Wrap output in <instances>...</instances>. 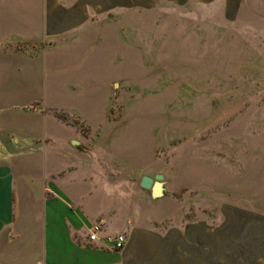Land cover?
Returning a JSON list of instances; mask_svg holds the SVG:
<instances>
[{
	"label": "rangeland",
	"instance_id": "obj_1",
	"mask_svg": "<svg viewBox=\"0 0 264 264\" xmlns=\"http://www.w3.org/2000/svg\"><path fill=\"white\" fill-rule=\"evenodd\" d=\"M94 23H105V33L85 31L78 41L105 38L88 47L73 41L57 49L52 38L0 44V56L22 57L39 83L89 94L55 97L50 89L20 118L46 117L61 170L77 152L97 160L78 161L79 171L98 169L105 151V206L119 205L132 226L215 225L221 207L264 216V0H248L232 22L220 0H157L151 10H119ZM5 69L2 62L0 80ZM4 103L0 115L8 113ZM155 175L164 195L153 200L139 183ZM103 179L78 174L89 190ZM25 252L14 244L0 264H35Z\"/></svg>",
	"mask_w": 264,
	"mask_h": 264
},
{
	"label": "crops",
	"instance_id": "obj_2",
	"mask_svg": "<svg viewBox=\"0 0 264 264\" xmlns=\"http://www.w3.org/2000/svg\"><path fill=\"white\" fill-rule=\"evenodd\" d=\"M156 1L0 0V44L14 48L52 38L57 49L68 42L74 45L73 41L88 47L105 38V23H94L95 19L119 10H151ZM167 1L186 4L191 0ZM220 1L223 15L232 22L248 0ZM85 31L103 33L89 42L78 41ZM21 58L0 56V64L10 65L0 80V102L7 104L8 112L0 115V255L17 244L26 250L23 254L34 257L35 264H264L262 215L221 207L215 225L195 220L164 231L132 226L117 211L119 205L113 210L105 206V151L98 169L79 171L78 161L97 160L77 152L71 158L74 165L61 170L62 156L47 144L46 117L33 113L32 123L20 118L27 114L26 107L40 101L50 89L55 97L88 93L76 94L69 84L62 87V82L39 83L38 73L31 74L29 64ZM90 95L96 92L90 91ZM44 109V105L38 106L36 112ZM76 149L80 150L79 144ZM79 173L103 180L89 190L87 182L78 180ZM67 176L71 178L63 180ZM95 225L101 226L100 239L92 243L88 233ZM121 233L126 242L116 251L105 238Z\"/></svg>",
	"mask_w": 264,
	"mask_h": 264
},
{
	"label": "water",
	"instance_id": "obj_3",
	"mask_svg": "<svg viewBox=\"0 0 264 264\" xmlns=\"http://www.w3.org/2000/svg\"><path fill=\"white\" fill-rule=\"evenodd\" d=\"M72 145L77 146L78 143L73 141ZM139 185L142 189L150 191V196L153 200L159 199L164 195L162 175H155L154 178L143 176Z\"/></svg>",
	"mask_w": 264,
	"mask_h": 264
},
{
	"label": "built area",
	"instance_id": "obj_4",
	"mask_svg": "<svg viewBox=\"0 0 264 264\" xmlns=\"http://www.w3.org/2000/svg\"><path fill=\"white\" fill-rule=\"evenodd\" d=\"M100 232H101V226L100 225H95V226L91 227L89 230V233H88L89 241L92 243L99 241ZM105 241L107 243L111 244V246L114 250L119 251L125 245L126 237L122 234H117L114 236L106 237Z\"/></svg>",
	"mask_w": 264,
	"mask_h": 264
}]
</instances>
